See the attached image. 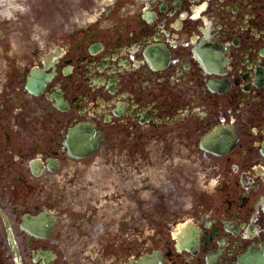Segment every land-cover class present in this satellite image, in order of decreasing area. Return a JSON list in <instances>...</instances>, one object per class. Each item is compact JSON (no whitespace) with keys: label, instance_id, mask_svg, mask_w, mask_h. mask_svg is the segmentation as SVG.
I'll list each match as a JSON object with an SVG mask.
<instances>
[{"label":"flooded vegetation","instance_id":"obj_1","mask_svg":"<svg viewBox=\"0 0 264 264\" xmlns=\"http://www.w3.org/2000/svg\"><path fill=\"white\" fill-rule=\"evenodd\" d=\"M154 254L264 264V0H115L44 43L0 21V264Z\"/></svg>","mask_w":264,"mask_h":264},{"label":"rangeland","instance_id":"obj_2","mask_svg":"<svg viewBox=\"0 0 264 264\" xmlns=\"http://www.w3.org/2000/svg\"><path fill=\"white\" fill-rule=\"evenodd\" d=\"M5 1V0H2ZM21 8L18 15L23 26L33 28L40 42L58 37L67 28L95 18L111 0H6ZM14 17V14H13ZM35 20V24H34ZM2 21V20H1ZM16 29L20 26H14ZM183 192L188 196L204 191L201 180L197 189L191 181H182ZM187 183V184H186ZM174 212H167V219H173Z\"/></svg>","mask_w":264,"mask_h":264},{"label":"bare ground","instance_id":"obj_3","mask_svg":"<svg viewBox=\"0 0 264 264\" xmlns=\"http://www.w3.org/2000/svg\"><path fill=\"white\" fill-rule=\"evenodd\" d=\"M6 14H8V13L6 12Z\"/></svg>","mask_w":264,"mask_h":264}]
</instances>
